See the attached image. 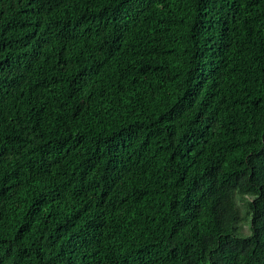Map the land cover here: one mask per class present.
Instances as JSON below:
<instances>
[{
  "label": "trees",
  "instance_id": "trees-1",
  "mask_svg": "<svg viewBox=\"0 0 264 264\" xmlns=\"http://www.w3.org/2000/svg\"><path fill=\"white\" fill-rule=\"evenodd\" d=\"M0 264H264V0H0Z\"/></svg>",
  "mask_w": 264,
  "mask_h": 264
},
{
  "label": "rangeland",
  "instance_id": "rangeland-1",
  "mask_svg": "<svg viewBox=\"0 0 264 264\" xmlns=\"http://www.w3.org/2000/svg\"><path fill=\"white\" fill-rule=\"evenodd\" d=\"M248 232V230H247V226L245 225V233H247Z\"/></svg>",
  "mask_w": 264,
  "mask_h": 264
}]
</instances>
